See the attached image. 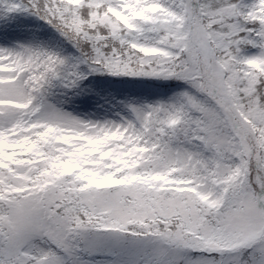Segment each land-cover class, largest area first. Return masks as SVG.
Here are the masks:
<instances>
[{"label":"snow or ice","instance_id":"6c2138e0","mask_svg":"<svg viewBox=\"0 0 264 264\" xmlns=\"http://www.w3.org/2000/svg\"><path fill=\"white\" fill-rule=\"evenodd\" d=\"M0 264H264V0H0Z\"/></svg>","mask_w":264,"mask_h":264}]
</instances>
